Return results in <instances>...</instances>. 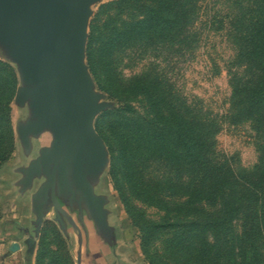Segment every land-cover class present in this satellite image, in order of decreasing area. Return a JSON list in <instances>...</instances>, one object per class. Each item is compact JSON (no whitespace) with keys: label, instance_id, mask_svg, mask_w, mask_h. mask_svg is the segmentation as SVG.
<instances>
[{"label":"trees","instance_id":"1","mask_svg":"<svg viewBox=\"0 0 264 264\" xmlns=\"http://www.w3.org/2000/svg\"><path fill=\"white\" fill-rule=\"evenodd\" d=\"M207 1L118 0L137 6L140 15L104 37L98 61L91 58V70L99 65L106 69L108 77L116 80L119 94L143 95L155 117L154 122H146L122 116L117 122L121 161L132 195L163 210L170 208L167 198H175L176 208L192 217L181 226L188 228L183 233L185 245L203 263L264 264V0H228L229 6L210 22L226 33L234 47L237 70L231 73L229 116L235 123H249L257 133L260 157L252 170L236 169L220 154L219 118L202 102L180 95L156 66L124 82L114 69L122 49L190 51ZM2 75L10 89L8 100ZM17 85L15 68L0 59V169L16 148L11 103ZM111 153L114 158L113 146ZM151 165L164 168L163 174L151 179L147 172ZM123 200L129 214L143 225L142 242L149 255L163 224L147 219L124 191ZM45 235L37 264H44L49 255ZM53 237L56 250L49 264H72L63 236L55 233Z\"/></svg>","mask_w":264,"mask_h":264},{"label":"rangeland","instance_id":"2","mask_svg":"<svg viewBox=\"0 0 264 264\" xmlns=\"http://www.w3.org/2000/svg\"><path fill=\"white\" fill-rule=\"evenodd\" d=\"M117 1L102 0L93 7L86 53V62L97 90L106 95V101L114 105V108L101 113L95 124L97 132L100 136L102 135L101 138L106 139L104 142L110 155L109 166L96 186V194L107 197L106 209L109 211V224L113 228L112 241L105 243L111 245L116 254L115 256L113 250H109V252L107 250L109 258L104 264H205L193 252L190 254V248L185 245L187 235L183 233L188 228L181 226L187 225L192 217L187 215L186 210L176 208L175 198L168 197L167 200L171 203L170 208L163 210L137 199L130 192L125 167L121 161L122 146L120 138L116 135L118 132L117 122L122 116L146 122H154L155 117L143 95L119 94V86L115 84L116 80L113 81L111 76L108 77L106 69H101L99 65L94 72L91 70V58L95 57L98 61L97 54L104 37L116 29H121L126 23L140 15L137 6L119 4ZM227 3L228 0H210L204 3L196 31L197 41L190 51L172 54L166 50L157 52L148 49L144 51V47L122 49L115 58L114 69L124 82V80L143 73L151 65L156 66L169 78L170 84L180 95L202 102L219 118L220 132L217 142L220 154L226 156L236 169L252 170L258 164L260 157L257 133L249 123H235L229 116L232 93L231 73L237 70L234 47L226 33L217 29L218 25L210 24L211 18L218 11L229 6ZM91 35L92 41H90ZM0 59L9 62L4 58L1 50ZM9 64L17 72V93L21 83L20 76L16 66L10 62ZM2 76L4 96L5 100H8L10 89L6 77ZM15 97L16 94L11 103V117L16 148L10 159L0 169V246L8 247L7 256L0 261V264H37L39 245L45 234L49 244V255L44 264H49L50 258L56 250L53 237L55 233L62 235L65 239L72 264H79V256L76 253L80 240L79 232L68 225L67 233H64L59 224L55 222L54 210L47 215L35 253L27 254L28 248L25 241L29 235L34 236L35 231L33 222L36 217L32 212V196L44 181H35L33 189L23 193L22 187L19 185L23 175L19 169L27 167L33 159H36L41 148L50 146L52 136L47 133L34 140L32 153L26 154L18 139L17 125L27 119L28 110L19 108L15 104ZM109 143L113 146L114 158ZM147 172L151 179H155L156 176L163 174L164 168L151 165ZM123 191L147 219L163 224L150 245L149 255L142 242L143 225L140 219L135 215H130L127 211L123 200ZM71 216L77 224L79 223L84 242L88 240L87 242L92 244L94 238L96 241L99 239L100 236L96 232L94 223L86 214H84L83 220L87 226L88 235L79 222L77 209L71 213ZM239 228L238 224V231ZM96 241L94 240V242ZM15 243L19 244L21 249L18 252H11V247ZM225 252L228 250L226 249ZM80 256L82 258V255ZM83 256L86 257L85 259L89 256L97 257V260L105 257L103 253L94 256L91 246L83 247ZM220 264H228V262L224 260Z\"/></svg>","mask_w":264,"mask_h":264},{"label":"water","instance_id":"3","mask_svg":"<svg viewBox=\"0 0 264 264\" xmlns=\"http://www.w3.org/2000/svg\"><path fill=\"white\" fill-rule=\"evenodd\" d=\"M101 1L0 0V50L20 76L15 104L28 110L27 119L17 125L19 142L30 155L34 140L52 136L50 146L19 169L23 193L35 181H44L32 196L36 219L34 236L25 241L28 255L35 253L53 210L64 233L68 225L79 232L80 246L83 236L71 216L75 209L87 235L84 214L102 240L110 243L113 238L107 197L96 194L110 155L95 124L114 105L97 90L86 62L93 7ZM20 249L15 243L11 252ZM78 259L81 264L80 255Z\"/></svg>","mask_w":264,"mask_h":264},{"label":"crops","instance_id":"4","mask_svg":"<svg viewBox=\"0 0 264 264\" xmlns=\"http://www.w3.org/2000/svg\"><path fill=\"white\" fill-rule=\"evenodd\" d=\"M89 231H91V230L89 229ZM82 236H83V234H82ZM76 237H77V235H76ZM83 239H84V236H83ZM94 240L96 241V239L94 238L93 242L91 241L92 244L87 242L88 240L86 242L83 241L82 246H80L79 243H78L77 248H76V253L78 254V256L82 255V258L80 256L81 264H104V263L107 262V258H109L108 257L109 250H113L114 255L116 256L115 251L111 247V245H107L105 243V241H103L100 237H99V239L96 242H94ZM84 246H87V247L91 246L92 254L94 256L103 253L105 255V257L97 260V257L96 258H92V256H89L87 259H85L86 257L84 258V256H83V247ZM7 248H8L7 246H0V261L3 260L5 256H7ZM104 249H105V251H104ZM107 250H108V252H107ZM93 260H95V261H93Z\"/></svg>","mask_w":264,"mask_h":264},{"label":"flooded vegetation","instance_id":"5","mask_svg":"<svg viewBox=\"0 0 264 264\" xmlns=\"http://www.w3.org/2000/svg\"><path fill=\"white\" fill-rule=\"evenodd\" d=\"M78 225H79V223H78ZM80 226V225H79Z\"/></svg>","mask_w":264,"mask_h":264}]
</instances>
